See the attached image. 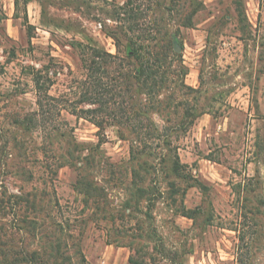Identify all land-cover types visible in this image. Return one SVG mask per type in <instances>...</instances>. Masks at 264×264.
I'll use <instances>...</instances> for the list:
<instances>
[{
    "label": "rangeland",
    "instance_id": "rangeland-1",
    "mask_svg": "<svg viewBox=\"0 0 264 264\" xmlns=\"http://www.w3.org/2000/svg\"><path fill=\"white\" fill-rule=\"evenodd\" d=\"M125 1L30 0L17 14L0 0V264H56L58 240L72 264H264V0H198L192 27L170 25L202 115L172 145L147 143L168 159L140 154L149 171L128 129L81 116L96 105L81 99L77 45L117 54ZM33 68L53 79L42 109Z\"/></svg>",
    "mask_w": 264,
    "mask_h": 264
},
{
    "label": "trees",
    "instance_id": "trees-1",
    "mask_svg": "<svg viewBox=\"0 0 264 264\" xmlns=\"http://www.w3.org/2000/svg\"><path fill=\"white\" fill-rule=\"evenodd\" d=\"M29 2L15 0L17 14L23 4L27 10ZM187 3L200 4L198 0H170L163 5L160 0H149L147 8H144L142 0H126L123 5L113 8L115 20L120 22V31L113 32L117 41V54L89 44L77 45L87 70L86 78L80 83L83 87L81 99L96 105L82 109L81 116L90 118L103 131L107 125H118L123 138L126 133L122 129H128L133 135V158L142 169L148 171L151 166L146 161L142 163L140 154L160 157L159 164L163 166H167L168 159L148 151L147 143L163 140L167 145H172L170 137L173 134L187 131L195 123L196 119L187 121V118L202 115L190 106L188 96L199 89L186 82L189 68L184 62L183 53L176 51L175 35L178 33H173L169 28L172 23H177L179 27L194 25L197 5L192 12L186 13ZM155 9L157 13L151 16L150 10ZM122 37L129 43L125 54ZM49 70L34 69L32 73L39 93L40 109L44 108V101L49 98L48 89L53 84ZM167 91H171V95L163 98L162 94ZM155 114L163 116L169 123L176 115V123L161 128L154 119ZM38 115L35 112L30 119L34 124L38 122ZM172 157V170L179 173L183 164L177 148L172 149ZM154 168L158 170L157 166ZM138 190L143 195L148 193L143 187ZM53 243L56 246L50 245L55 249L50 256L55 259V263L72 264L71 257L62 251L61 240ZM130 261L144 264L133 258Z\"/></svg>",
    "mask_w": 264,
    "mask_h": 264
},
{
    "label": "water",
    "instance_id": "water-1",
    "mask_svg": "<svg viewBox=\"0 0 264 264\" xmlns=\"http://www.w3.org/2000/svg\"><path fill=\"white\" fill-rule=\"evenodd\" d=\"M175 45H176V51H177V52H180V51H181V46H180V44L178 43V41L175 42Z\"/></svg>",
    "mask_w": 264,
    "mask_h": 264
}]
</instances>
